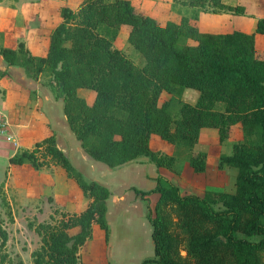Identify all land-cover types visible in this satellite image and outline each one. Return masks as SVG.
<instances>
[{
    "label": "trees",
    "instance_id": "16d2710c",
    "mask_svg": "<svg viewBox=\"0 0 264 264\" xmlns=\"http://www.w3.org/2000/svg\"><path fill=\"white\" fill-rule=\"evenodd\" d=\"M173 1L193 12L182 15L178 23L161 25L135 11L130 0H80L76 10L60 8V22L50 32L45 55H33L19 41L14 48L0 43V56L8 66L22 68L34 80L41 76L44 85L62 100L67 125L82 149L112 168L146 158L179 174L176 163L182 153L194 172H203L206 152L194 150L201 128H215L222 144L233 126L239 125L242 139L216 161L219 169L235 168L233 192L186 194L162 175L155 178L153 189L131 187L144 202L152 227L154 255L141 264H180L168 232L169 221L161 215L167 204L176 207L189 235L186 252L192 264H261L264 58L257 56L255 42L257 34H264V17L250 33L202 31L196 24L199 13L240 15L245 8L223 0ZM123 25L129 26L127 43L144 60L140 66L113 46ZM5 75L0 69V78ZM79 88L95 92L91 103L78 95ZM185 88L199 92L195 103L180 99ZM162 92L170 98L160 102ZM154 136L175 145L178 153L152 150L149 141ZM9 163L28 164L36 170L59 166L87 200L79 212H60L58 219L51 216L50 221L30 224L40 240L31 253L32 264H84L79 251L91 239L94 224L103 230L104 240H109L106 200L110 190L86 178L58 147L53 133L31 149L10 156ZM152 193L158 194L155 216L148 199ZM199 219L215 225V230H199ZM239 230L259 239L237 237ZM6 240V232L0 228V248ZM3 262L1 257L0 264Z\"/></svg>",
    "mask_w": 264,
    "mask_h": 264
},
{
    "label": "rangeland",
    "instance_id": "374dc122",
    "mask_svg": "<svg viewBox=\"0 0 264 264\" xmlns=\"http://www.w3.org/2000/svg\"><path fill=\"white\" fill-rule=\"evenodd\" d=\"M226 1L234 5L243 6L245 12L240 15L226 13L230 14L228 15L230 16V20L228 19L229 21L227 20L228 22L221 26L220 29L222 30L216 28L218 30L213 31H243L244 29L247 30L249 28V31L252 32L255 29L256 21L259 18L264 17V0ZM173 3L180 6V4L175 3L174 1ZM28 4H31L28 7L41 4L50 7L47 11V18L49 20V18H54L55 14H58V20L55 21L56 24L60 22L59 9L63 6H69L73 10H76L79 7L80 0H0V27L2 23H4L5 26L9 25L8 16L10 14H16L21 18H26L24 21L37 22L40 16L38 10L34 14L30 11L29 15L25 13L26 9L23 11L22 7L25 8ZM186 8L184 15H191L193 9L187 6ZM173 9L176 10V8ZM14 10L16 11L15 13ZM177 12L181 13V10L177 9ZM52 20L54 21L55 19ZM160 22L164 23L162 21ZM128 31L129 26H121L115 40L113 41V46L122 50L134 62V64L140 66L143 64L144 60L139 53L127 43ZM14 32L13 36L17 33V30H14ZM3 37L4 36H1L0 39L2 45L8 47H13L15 45L13 42L6 43L2 41ZM7 38L9 41H12V36L8 35ZM23 40V38L17 39L18 42ZM256 54L259 58H264V34L256 35ZM0 60L3 62L1 56ZM7 81L8 79L5 78L0 80V112L6 116L8 114V107H13L14 102L18 103V97L20 95V92L14 87H10L5 92L4 85ZM89 91L94 95V91ZM60 115L62 119L65 120L62 110ZM65 128L68 130L66 131L67 133L70 132L67 124L65 125ZM48 134L49 129L45 128L40 132V137ZM241 139L242 132L239 125L233 126L229 138L222 144L219 143L217 134H202L201 146L210 147V158L208 156L206 169L203 172H194L191 167L186 165L188 169H183L182 173L177 174L178 178H180V191L186 194L202 193L204 190L233 192L235 189V168L219 169L216 161L220 154L227 152V154H229L231 152L232 144ZM72 141L78 144L77 148H80L81 150L79 142L73 135ZM156 141H160L164 144L166 143L154 136L151 139V144ZM11 151V149H7V152L4 154L0 153V228H2L7 234L6 243L0 248V259L1 257L4 258L2 264H17L18 262H22V264H32L31 253L39 247L40 240L30 224H37L45 220L50 221L52 218L51 216H53L54 219H58L62 212H69V208H78V201L81 199L78 193V190L80 191V189L72 179L66 178L62 174V177L66 178L67 184L63 188V191L56 196L55 192L58 193L57 190L54 191L52 188L49 190L44 187V176L40 172L37 173L40 169L36 170L26 164H10L8 157L11 155ZM86 156H88L92 162H97L88 154H86ZM212 156L214 159L211 158ZM109 170L114 169L109 168ZM104 178H106L104 181H107L108 177ZM110 185L111 188H108L114 192V202L112 203L107 222L111 229L112 240L110 241L109 235V240L106 242L104 237L100 235L102 230L94 225L91 239L88 240L79 251L80 259L84 264H106L102 253L104 250L106 253L110 251L109 255L116 264H141L139 257L150 258L154 255L150 229L148 228V231L144 226V220H146L143 214L144 207L142 204L131 202V194H133V190H127L123 193V190H121L122 183H118L116 180ZM80 194H82V192ZM120 194H122V201L119 200V202L116 203V199ZM56 197L58 200H64L67 207L61 205L60 202L58 203ZM86 203L87 200L84 198L79 211L85 207ZM154 203L152 202L151 205L150 202L152 216H155L156 214L153 211ZM73 204H75V207ZM215 208H217V206H215ZM176 210L177 209L174 205L167 204L162 208L161 215L165 220L169 221L168 232L172 236L173 249L178 254L176 257L178 263L192 264V258L186 252L189 235L185 233L182 228L181 217ZM215 228V225H211L210 223L199 219V230L207 229L214 231ZM235 235L237 237H246L252 240L259 239V237L256 236L248 237L240 230L236 231ZM89 247L92 251L96 252V254L92 251L91 253H88ZM148 248H151L152 252L149 251L148 253H145L144 251ZM258 252L261 258L260 263L264 264V250H259ZM107 264H110V262Z\"/></svg>",
    "mask_w": 264,
    "mask_h": 264
},
{
    "label": "crops",
    "instance_id": "0c3cea01",
    "mask_svg": "<svg viewBox=\"0 0 264 264\" xmlns=\"http://www.w3.org/2000/svg\"><path fill=\"white\" fill-rule=\"evenodd\" d=\"M130 1L134 6L135 11L153 17L161 25L166 24L168 21L178 23L180 21L181 16L185 14L184 13L185 9H187L186 6L183 5L177 6L176 4L173 3V0H130ZM223 1L226 4L234 5L232 3H228L226 0ZM29 5L31 4H28L25 8L22 7L23 11L26 9L25 13L29 15L30 11L34 14L38 10V12L40 13L39 14L40 16L38 18L39 20L37 22L24 21V19L26 18H21L16 14H10L8 16L9 25L5 26L4 23H2L0 27V33L2 34V36H4L2 38L3 39L2 41L6 43L13 42L15 44L14 46L16 47L18 43L17 39L23 38L24 39L23 42L25 46L29 49V51L33 55H45L48 50L49 35L51 30L57 24V23L55 24V21L58 20V14L54 13L55 14L54 18L51 19L49 18L48 20L47 11L50 7L46 6L45 4L32 5L28 7ZM173 8H176V10H174ZM177 9H180L181 13L177 12ZM15 12L16 11L14 10V13ZM157 12H158V16H157ZM228 15L230 14L201 12L198 15L196 24L198 28L202 31L216 32L213 30H218L216 28L220 29L221 26H223L230 20V16ZM52 19L55 20L53 21ZM159 20L164 23H161ZM14 30H17L18 34L16 33L13 36V34L15 33ZM247 30L244 29L243 31L250 33L249 28ZM8 35L12 36V41L8 40L7 38ZM14 46L11 48H14ZM0 69L6 71V75L0 78V80L3 78L8 79V81L4 85L5 92L10 87H14L18 92H20V95L18 97L19 102L18 103L14 102V106L8 107L9 109L7 111L8 112L7 116L11 123L12 131L16 135V144L15 145L3 144L0 147L1 154L7 152V149L12 150L10 156L20 151L21 149H30L36 141L45 137V136L40 137V132H42L43 129L48 128L49 134L53 133L55 135V139L58 147L66 154V156L70 159L72 164L79 171H81L86 178L97 181L105 185L107 188L108 187L111 188L110 184H112V182L116 180L118 183H122L121 190H123V193L126 192L127 190H132L131 187H136L141 190H150L155 187L156 185L155 178L158 175H162L166 179L170 180L173 184L180 187L179 185L180 178H178V175L176 173L162 167H157L152 162L148 161V159L146 158H139L115 168L109 167L106 164L99 161L92 162L90 158L86 156L87 153L82 149L80 142L76 139L79 142L81 150L80 148L79 149L77 148L78 144L72 141L73 133L71 132L69 127L68 129L71 132V134L70 132L68 133L66 132L68 130H66L65 128V125L67 124L65 116H64L65 120H63L60 115V112L62 110V100L60 98H56L54 93L46 85H44V79L40 76L38 77V79L34 80L28 77L22 68L17 66H8L4 60L3 62L0 60ZM89 90L90 89H86V88H79L77 90L78 95L84 97L88 103L92 102L95 97V92L93 95L92 92H90ZM198 96H199V92L197 90L185 88L182 91L180 99L182 101H186L193 104L196 102ZM169 98H170V94H168L167 92H162L160 96V102L163 100H167ZM205 133H209L211 135L217 134V130L215 128H208V127L201 128L198 141L194 145V150L206 152V156H207L206 161H207L208 156L210 158V150H209L210 147L209 146L202 147L200 144L201 136L202 134ZM166 143L164 144L161 143L160 141H156L153 144H151V140H150L149 146L152 150H159L166 154L178 153V148L175 145L171 143L168 144ZM211 158L214 159L213 156ZM176 165L179 170V173H182L183 169H188L186 167L188 163L184 160L182 153L178 156ZM109 168L114 170H109ZM225 168H230V167H225ZM39 172L42 173L44 176L43 183L45 188L49 190H51L52 188L54 189V191L57 190L58 193L55 192L56 196L57 194H60L63 191V188L67 184L66 181L67 177L64 171L59 166L51 165L49 167H43L37 173ZM62 174L66 178H63ZM104 177H108L107 181H104L106 180V178ZM109 190H110V196L106 200V205H107L106 220L110 215L111 206L112 203L114 202L113 200L114 192L111 189ZM78 193L81 197V199L78 201V208H76L75 204H73L75 208H69L70 209L68 210L69 212H79L81 204L84 201V196L82 197V194H80L81 192L79 190ZM121 197L122 194H120V196L116 199V203H118L119 200L122 201ZM157 197H158L157 193H152L148 195L149 203L151 202L152 205V202L154 203ZM57 200L58 199L56 197V201ZM59 202L61 203V205L66 206L64 200H58V203ZM131 202L142 204V206L144 207L143 214L146 218L145 204L140 198H138L135 195L134 191L133 194H131ZM146 220H144V226L148 231L150 229V235H151L152 227L147 218ZM94 225L92 227V233H93ZM100 235L104 237L103 230ZM111 236L112 235L110 229V241L112 240ZM152 248H153V242H152ZM91 251L92 250L89 247L88 253H91ZM149 251L152 252L151 248H148L144 252L148 253ZM92 252L96 254V252L94 251ZM109 252L106 253L103 250L102 253L104 256V262H106V264L108 262H110V264H113L114 261L110 257ZM144 258L145 257H139V260L142 262ZM114 264L116 263L114 262Z\"/></svg>",
    "mask_w": 264,
    "mask_h": 264
},
{
    "label": "built area",
    "instance_id": "2783aa9c",
    "mask_svg": "<svg viewBox=\"0 0 264 264\" xmlns=\"http://www.w3.org/2000/svg\"><path fill=\"white\" fill-rule=\"evenodd\" d=\"M3 144H16V135L12 131L8 117L0 112V147Z\"/></svg>",
    "mask_w": 264,
    "mask_h": 264
}]
</instances>
